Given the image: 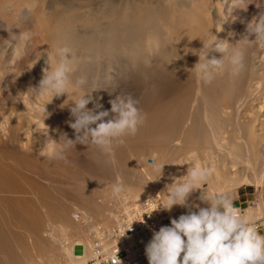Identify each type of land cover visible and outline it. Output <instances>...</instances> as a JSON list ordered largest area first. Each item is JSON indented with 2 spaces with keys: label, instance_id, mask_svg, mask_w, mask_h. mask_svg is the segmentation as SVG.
Masks as SVG:
<instances>
[{
  "label": "bare ground",
  "instance_id": "6f19581e",
  "mask_svg": "<svg viewBox=\"0 0 264 264\" xmlns=\"http://www.w3.org/2000/svg\"><path fill=\"white\" fill-rule=\"evenodd\" d=\"M197 19V15L191 14L176 27L163 26L158 32L147 33L145 38L136 29L133 40L116 38L118 34L111 30L103 37H108V42L103 38L94 40L89 31L82 30L80 39L86 44L81 42V50L72 47V37L51 39V43L54 49L71 50L74 78H86L85 88L97 89L93 92L94 98L103 85L117 82L118 73L125 65L138 76L165 78L163 85L158 86L150 77L155 85L149 93L146 90V95L142 96L146 101L140 104L151 108L142 110L145 118L137 132L123 137V143L114 146V158H109L119 170L137 169L139 158L145 153L140 139L146 138L149 142L145 148L158 151L156 169L146 173L149 177L152 175L158 193L186 174L189 165L184 163L192 153L197 154L198 163L212 170L207 191L224 186L234 193L242 185H264V44L247 46L244 67L239 73L233 72L225 60L223 67L213 72L210 81L204 80L194 65L202 53L199 49L203 44L207 46L210 39L206 37V24H195ZM238 38L232 34L230 44ZM210 51L206 59L222 58V53L212 55ZM30 61H19L8 67L9 76L0 82V264H81L73 257V247L77 243L89 245L88 236L82 226L74 223L72 210L62 202L67 199L79 203L83 211L79 218L84 220L89 236L94 235L98 223L106 229L113 218L127 213L129 208L122 205L125 198L115 196L111 204L112 193L111 198L109 195L100 205L94 200L96 190L91 179L106 195L110 194L113 181L107 175H95L90 172L92 169L75 167L69 164V159L50 161L42 157L40 149L44 137L36 132L46 131L45 125L54 139H58L60 133L74 139L67 123L71 102L62 108L67 97L53 98L46 104L50 115L44 125L39 112L34 111V104L49 98L30 99L27 89L38 85L45 69L51 70L52 53L43 67L32 66ZM103 106L110 108L109 103ZM52 129L59 131L52 132ZM89 146L92 149L91 145L87 148L81 145L78 155L89 150ZM218 146L220 150H215ZM70 150L77 149H68L66 155L71 157ZM86 155L80 157L86 160ZM161 165L162 176L156 180ZM89 172L94 175L90 176ZM127 174L130 176L129 172ZM125 181L128 196L123 197H127L130 204L145 201L156 193L150 192L146 182L134 186L127 182L129 180ZM197 194L199 196L200 192L191 195L197 197ZM177 209L178 206H173L170 212ZM93 218L96 225L88 221ZM259 220L264 217H258ZM60 226L64 236L56 229ZM45 231L52 236L43 238Z\"/></svg>",
  "mask_w": 264,
  "mask_h": 264
},
{
  "label": "clouds",
  "instance_id": "9594fccd",
  "mask_svg": "<svg viewBox=\"0 0 264 264\" xmlns=\"http://www.w3.org/2000/svg\"><path fill=\"white\" fill-rule=\"evenodd\" d=\"M252 3L260 12L247 24L248 35L231 44L218 42L216 36L207 46L202 43L199 49L202 53L194 65L202 79L210 81L213 72L223 67L225 60L233 72L239 73L244 67L247 46L264 44V0H253ZM251 34H255L254 41L248 38ZM213 46L215 51L222 53V58L206 59ZM52 61L51 70L45 69L38 85L30 86L27 91L30 90V99L49 98L34 104V111L39 112L44 125L50 115L46 104L53 98L67 97L61 107L71 102L69 112L74 119L67 123L73 130L74 139L68 138L67 133H60L59 138L54 139L45 125L46 131L36 132L44 137L40 149L42 157L50 161L66 160L68 149L81 144L95 145L114 158V146L123 143V137L134 135L144 121L139 101L131 94H119L108 101L110 108L105 109L99 102L102 98L93 97L97 89L89 91L85 88L86 78H74L70 49L55 48ZM70 95L75 98L68 99ZM90 104L92 107H88ZM197 160V154L192 153L184 163L189 165L186 174L157 194L160 199L156 210L170 211L173 206H182L187 211L172 218L169 225L152 232L144 249L148 264H264V233L257 228L258 217H264V204L243 210L237 206L228 188L220 186L207 191L212 170ZM162 166L158 168L156 180L162 176ZM125 191L122 179L117 176L111 185L112 195L118 197ZM197 191L200 192L199 201L207 207L189 201L190 195Z\"/></svg>",
  "mask_w": 264,
  "mask_h": 264
},
{
  "label": "rangeland",
  "instance_id": "374dc122",
  "mask_svg": "<svg viewBox=\"0 0 264 264\" xmlns=\"http://www.w3.org/2000/svg\"><path fill=\"white\" fill-rule=\"evenodd\" d=\"M252 2L253 0H0V82L3 78L9 76L7 68L17 64L19 61L31 60L30 63L32 66L43 67V65L46 64L45 61L48 60L49 54L54 50L51 39L60 38L61 40V38H63L68 40L69 37H72V47L75 49L80 48L81 50L83 46L82 43L84 42V45L86 44V41L80 39L82 30L86 32L89 31V33L93 35L92 38H94V40L103 38L105 33L110 32V30L118 34L116 38H129L133 40L135 38L136 29H138L139 35L145 38L147 33L158 32L163 26L176 27L180 22L186 20L189 15L195 14L198 16L195 24L201 25L199 22L206 24V37L210 39V42H212L216 36L218 42L230 43L232 34L239 36V38L248 35L246 31L247 24L253 16H257L260 12V9ZM262 11H264V9H262ZM107 38H103L105 42L109 41ZM248 38L250 41H254L255 34L249 35ZM216 52L213 46L210 53L213 55ZM126 67L125 65L122 69L120 68L121 70L118 73L119 76L117 77L116 83L113 85H103L99 93L94 96L101 97L102 99L99 102L106 105L108 101L116 95L131 94L139 101L138 107L141 111L149 110L151 108L150 106L141 105L142 102L146 101L143 97L147 92L149 93L151 87L155 85L149 79L152 78L156 85L162 86L165 78L162 77L161 79V77L155 75H150L151 78L149 76H138L137 73L130 72L131 70ZM127 69L129 71H127ZM112 76L114 77V75ZM182 85L183 84L180 86ZM70 117L68 116L69 121L74 119ZM140 142L141 145L142 143L144 145L145 153L139 158V165L137 164V169H135L136 172L135 170L130 171V169H126L125 172L124 168L119 170L117 165L115 166L113 164L109 156L104 154L95 145H91L92 149L89 146V150L86 149L87 151L84 150L82 154L80 153L78 155V150L81 145L76 144L74 148L77 150H70L72 152L71 157L69 155L66 156L67 159H69V164L81 169L87 167L86 171L92 169L89 171L94 172L95 175L97 173H100L97 174L100 176L103 174L107 175V178L109 177L113 180L112 183L119 175L123 181L129 180L127 182H131L133 185L139 184V182H146L144 184L149 187L150 192H156L152 193L151 197H154L157 196L155 194L159 191L157 192L154 189L152 175L149 177L146 173L148 172L147 170L152 171L156 169L155 167L157 166L155 161L158 151L153 148H145L148 146L149 142L146 138H141ZM215 150H220V146L216 147ZM83 155L89 157H86V160L88 159L87 161L81 158L84 157ZM90 172L89 175L91 174ZM119 172L120 174H118ZM128 172L130 176H128ZM126 175L129 177H127L128 179ZM91 180L92 187L96 190L93 198H96L94 200L97 204L99 203L98 205H100L102 201L104 202V199L108 198L109 195V198H111V190L108 191L110 194L104 195L101 193V187L96 185L94 179ZM240 189H248L251 193L249 201L241 205L243 210L255 207L257 204H264L263 184L242 185L238 187L234 193H230V195H235ZM95 195L99 196L95 197ZM123 195L128 196V191L126 190L121 196H118L121 199L125 198L122 201V205L125 207L130 209L131 206L138 203L130 204L131 202L128 201L127 197H123ZM196 196L197 197L190 195L192 199L189 197V201L197 203L201 207H207L205 203L199 201L198 194ZM114 197L115 196L111 199V204L114 202L113 199L118 198ZM110 202L109 199V203ZM62 203L66 204H64V206L66 208L68 207L67 209L70 211L72 210V219L74 223L83 227V231L88 237H86L85 234L84 236L88 238V243L90 244L93 237H96V233L98 232L96 230L94 235L90 234V236L85 232L87 228L84 227V220L79 218L81 217V215H79L80 211L83 212L82 209L80 210L78 207L79 203L67 199ZM186 211V208L178 206L177 211L174 212L185 214ZM120 215L121 214H119L115 220H113V218L111 221L112 223H109L106 227H112L114 222L119 219ZM88 221L89 223H94V225L97 224L94 218ZM96 226L97 229H102L99 223ZM56 229H58L59 233H62V236L65 235L61 226L56 227ZM50 230L55 231V228H51ZM45 232H42L43 238L48 239L52 236L50 232V234ZM74 252L76 255H79L83 252V248L81 246H76ZM67 261L70 262L69 259H67Z\"/></svg>",
  "mask_w": 264,
  "mask_h": 264
},
{
  "label": "built area",
  "instance_id": "2783aa9c",
  "mask_svg": "<svg viewBox=\"0 0 264 264\" xmlns=\"http://www.w3.org/2000/svg\"><path fill=\"white\" fill-rule=\"evenodd\" d=\"M155 197L131 206L112 227L98 228V234L89 245L75 244L73 257L81 264H148L144 249L152 232L169 225L172 218L181 215L178 212L156 210L160 198ZM260 227H264V220L258 221L257 228ZM76 246L83 248L79 255L74 252Z\"/></svg>",
  "mask_w": 264,
  "mask_h": 264
},
{
  "label": "crops",
  "instance_id": "0c3cea01",
  "mask_svg": "<svg viewBox=\"0 0 264 264\" xmlns=\"http://www.w3.org/2000/svg\"><path fill=\"white\" fill-rule=\"evenodd\" d=\"M232 197L234 198L237 206L241 207L242 204H245L249 201L251 197V193L250 190L248 189H240ZM258 229L260 230L261 233H264V227L262 228L260 227Z\"/></svg>",
  "mask_w": 264,
  "mask_h": 264
}]
</instances>
